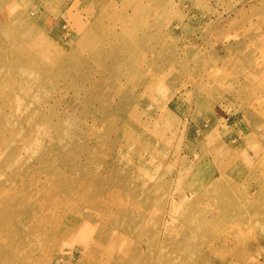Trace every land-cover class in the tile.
<instances>
[{"label": "rangeland", "instance_id": "374dc122", "mask_svg": "<svg viewBox=\"0 0 264 264\" xmlns=\"http://www.w3.org/2000/svg\"><path fill=\"white\" fill-rule=\"evenodd\" d=\"M25 17L30 18L29 24L21 23ZM51 33L63 40L62 47L40 44L44 40L57 42V38L48 39ZM59 50L73 52V60L62 63L58 70L46 71L43 65L49 61L50 54ZM123 52L131 53L141 72L132 74L122 65ZM30 56L37 59L33 67L43 81L42 90L33 88L26 94L20 88L22 79L12 71L11 63ZM84 59L89 61V74L93 78L90 87L85 79L76 76L85 65ZM45 77L51 81H44ZM261 82H264V0H0V103L8 97L9 106L5 109L15 111L16 95L26 103L33 98L47 97L44 118L50 120V124L64 118L57 132H48L52 138H57V149L63 161L85 160L88 167L103 173L110 169L103 163V152H113L116 148L107 149V141L113 140V144L118 145L115 139L126 137L135 144L138 136L128 135L126 123L136 118L148 121L156 115L162 117V124L166 126L167 141L171 140L174 129L179 134L182 130L173 127L176 121L187 123L192 139L190 160L205 155L216 174L218 164L210 160L207 137L198 133L197 126L205 123L209 135L220 138L225 135L236 153L233 168L245 169L239 186L246 187L261 170L249 167L248 161L254 159V165L257 159L264 161V87ZM122 85L128 88L119 92ZM198 85H202L205 98L199 105L194 101L190 104L191 90ZM172 88L176 89L180 100L172 113V116L176 114L174 118L162 115V110L155 107L158 96L154 98L152 94V91L165 93ZM40 93L43 94L38 96ZM125 93L137 101L127 113L124 108L127 104H119L113 110L101 108L108 97L119 102ZM74 118L80 124L75 127L76 132L84 136L65 139L66 129ZM254 129L257 136L246 143L244 155L248 159H244L240 157L247 139L244 135ZM62 143L67 144L66 151L62 150ZM97 146L99 151L89 154V158L87 153L91 152L86 149ZM173 146L172 141L168 142L170 151L162 159L172 160ZM52 154L53 150L46 151L48 158ZM62 174L65 180H61L59 193L60 264H264V195L257 198V207L262 209L263 216L247 218V231L240 243H229L212 254L205 251L193 259L179 255L160 261L158 253L147 252L145 247L156 235L155 228L146 226L143 233L124 240L120 244L122 248L115 246L116 239L107 235L108 225L114 218L105 214L95 217L91 212L96 200L88 198V194L96 196L97 193L82 189L85 185L81 182L79 192L68 171L63 170ZM114 174L115 169L111 175ZM122 182V186L127 184L125 179ZM178 182H174L172 190H165V195L169 191L175 193ZM181 187L186 199H192L202 190V187L196 190ZM101 188L107 193L109 203L114 204L117 199L109 195L108 186ZM251 189L253 194H258L253 187ZM163 194L159 192L155 200L147 203L146 215L154 222L160 213L161 220L179 227L181 217L169 215L170 203L159 205L156 202ZM230 195L234 198L236 191ZM79 197L85 199V206L78 205ZM217 233L226 234L220 227L215 229ZM119 234L125 238L123 231ZM129 240L131 243L127 244ZM174 246L170 243L171 248ZM48 263L49 258L41 261V264Z\"/></svg>", "mask_w": 264, "mask_h": 264}, {"label": "bare ground", "instance_id": "6f19581e", "mask_svg": "<svg viewBox=\"0 0 264 264\" xmlns=\"http://www.w3.org/2000/svg\"><path fill=\"white\" fill-rule=\"evenodd\" d=\"M29 21L30 18L25 17L21 23L29 24ZM47 36L49 40L57 38V42L44 40L40 44L62 47L63 40L56 34L51 33ZM59 51V53L56 51L49 53V61L43 65L46 71L58 70L62 63L73 60V52ZM130 55V52L128 54L123 52L122 65L132 74L141 72V68L137 67ZM36 62L37 59L30 56L28 59L11 63L12 71L22 79L20 88L26 94L33 88L37 91L42 90L43 77L33 67ZM83 65L76 76L85 79L90 87L93 78L89 74L88 59L83 60ZM40 67L42 68V65ZM44 81L49 82L51 79L45 77ZM261 83L264 87V82ZM124 88H128L127 85H122L118 91ZM129 88H132V85H129ZM175 90L172 88L165 93L152 91L154 98L158 96L155 107L162 110L164 116L173 118L174 115L176 116V114L172 116V113L177 109L180 100ZM126 93L119 102L114 100L112 94L113 99L111 97L105 99L101 108L104 111L113 110L119 104H127L124 107L127 113L137 101L126 96ZM41 94L43 93L38 96ZM189 96L190 104L194 101L199 105L205 98L202 85L194 87ZM193 96L197 99L195 100ZM14 100L17 105L15 111L5 109L9 106L8 97L0 103V264H41L42 259L46 262L47 258H49L48 264L52 262L57 264L58 259L60 264L59 239L62 231L59 193L61 180H65L62 177L63 170L68 171L72 184L78 186L76 188L79 192L82 191L79 184L81 182L85 185L82 189H92L97 193L96 196L88 194V198L96 200L91 212L95 217L105 214L114 218L113 223L108 225L107 235L111 234L116 239L115 246L120 247L127 238H131L136 233V235L143 233V228L146 226L151 225L155 228L156 235L154 234L153 238L146 242L145 247L147 252L158 253L157 259L160 261L179 255L193 259L205 251H210L209 253L212 254L229 243H240L245 230L247 231V218L253 215L263 216L260 213L262 209L257 207V198L264 195V161L257 159L256 166L253 163L254 159L248 161L249 167L261 170L258 176L247 182L246 187L240 188V180L245 169L242 166L233 168L236 154L233 143L227 141L225 135L221 138L209 135L206 129L208 125L205 123L197 126V130L207 137L208 154L210 160L218 164V174L213 172L211 162L206 161L205 155L199 156V159L195 158V161L190 160L193 153L190 150L192 139L189 137L191 127L187 123L177 119L173 127L178 129L181 127L182 130L179 134L174 129L171 140L167 141L166 126L162 124V117L156 115H152L151 120L148 121H139L141 119L136 118L134 122L126 123L129 127L128 135L135 133L138 136L135 144L132 143L134 141L123 137V140L115 139L120 143L118 145L113 144V140L107 141V149L116 147L113 152H106L104 145L101 146V151L105 150L103 163L105 167L110 168L102 173L99 169L88 167V161L78 160L72 163L61 159L57 149L59 146L57 138H52L48 132H57L58 128L62 127L64 118L55 124H50V120L44 118L47 97L42 99L40 96L26 103L16 95ZM31 102L35 105L32 106ZM52 116L54 115L51 114ZM119 125L122 126L121 120ZM79 126V121L74 118L66 129L64 138L83 137L84 133L76 132L75 127ZM246 134L247 136H244L247 139L243 142L240 153V157L244 159L245 145L257 136V130L254 129ZM177 135L180 137L178 138ZM171 141L174 144L172 149L174 156L172 160L162 159L170 151L168 142ZM48 149L53 150L49 158L46 156ZM66 149L67 144L64 146L62 143V150L66 151ZM99 149L98 146L86 149L91 152L87 153L88 157L90 158L89 154L98 152ZM113 169L115 174L111 175ZM124 179L127 184L122 186L121 181ZM86 181L89 183L85 184ZM175 181H180L176 186V194L169 191L165 195V190L171 189ZM101 186H108L109 195L117 199L114 204L109 203L108 195ZM181 186H188L191 190L202 187V190L192 199H186L181 193ZM252 187L258 194L252 193ZM235 191L237 195L232 198L230 194ZM63 192L66 193V188ZM159 192L164 194L156 202L159 205L170 203L168 204L170 211H167L172 218L181 217L182 222L179 227H172L166 219L161 220L160 213L157 214L158 217L154 222L147 217L146 207L149 206L147 203L155 200ZM78 199L81 200L78 205L85 206V199L81 197ZM217 227L225 229L226 234H215ZM122 231L125 234L124 239L119 234ZM130 243L131 241L127 244ZM170 243L175 245L174 248L170 247Z\"/></svg>", "mask_w": 264, "mask_h": 264}]
</instances>
